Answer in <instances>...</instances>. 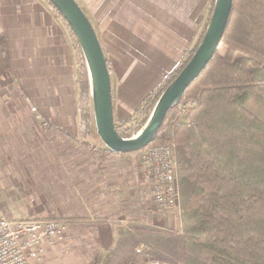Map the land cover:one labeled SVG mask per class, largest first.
I'll return each instance as SVG.
<instances>
[{
	"label": "trees",
	"instance_id": "16d2710c",
	"mask_svg": "<svg viewBox=\"0 0 264 264\" xmlns=\"http://www.w3.org/2000/svg\"><path fill=\"white\" fill-rule=\"evenodd\" d=\"M205 30L182 64L150 92L131 119L115 121L121 137L131 138L144 127L162 93L192 58ZM72 34L81 56L76 70L81 139L89 146V77ZM107 64L111 72L108 60ZM9 71L7 39L0 30V79ZM169 143L175 145L178 161L182 228L115 222L114 242L105 254L98 248L84 251L89 264H264V0H234L213 59L181 103L167 113L149 148ZM103 154L123 155L107 148Z\"/></svg>",
	"mask_w": 264,
	"mask_h": 264
},
{
	"label": "crops",
	"instance_id": "0c3cea01",
	"mask_svg": "<svg viewBox=\"0 0 264 264\" xmlns=\"http://www.w3.org/2000/svg\"><path fill=\"white\" fill-rule=\"evenodd\" d=\"M77 1L110 62L114 119L119 123L128 121L196 46L208 24L212 2ZM53 20L39 0H0V30L7 39L10 64L8 75L0 79V93L5 95L4 88L18 74L23 90L35 98L44 120L77 140L81 134L77 61L69 39L59 35ZM91 223L97 248L105 254L114 242L115 221Z\"/></svg>",
	"mask_w": 264,
	"mask_h": 264
},
{
	"label": "rangeland",
	"instance_id": "374dc122",
	"mask_svg": "<svg viewBox=\"0 0 264 264\" xmlns=\"http://www.w3.org/2000/svg\"><path fill=\"white\" fill-rule=\"evenodd\" d=\"M39 1L52 14L59 35L69 39L78 67L81 56L71 29L46 0ZM83 63L86 66L85 60ZM17 76L5 85V95L0 93V191L13 197L16 187L24 189V198L16 196L18 200L13 203L16 216L33 211L41 218L51 216L72 223L74 243L50 250L44 264H89L84 251L97 250L95 222L91 220H112L124 226L141 221L182 228L180 207L167 210L155 203L142 152L103 154L106 147L94 125L92 99L91 134L89 146H85L81 134L77 140L66 138L47 125L35 98L26 95Z\"/></svg>",
	"mask_w": 264,
	"mask_h": 264
},
{
	"label": "water",
	"instance_id": "95a60500",
	"mask_svg": "<svg viewBox=\"0 0 264 264\" xmlns=\"http://www.w3.org/2000/svg\"><path fill=\"white\" fill-rule=\"evenodd\" d=\"M66 20L81 47L90 82L94 125L102 143L114 153H135L156 139L167 113L178 106L195 79L213 59L222 42L234 0H215L205 34L192 58L158 99L144 128L123 138L115 128L112 80L99 37L77 0H49Z\"/></svg>",
	"mask_w": 264,
	"mask_h": 264
},
{
	"label": "built area",
	"instance_id": "2783aa9c",
	"mask_svg": "<svg viewBox=\"0 0 264 264\" xmlns=\"http://www.w3.org/2000/svg\"><path fill=\"white\" fill-rule=\"evenodd\" d=\"M143 169L152 181L155 203L167 210L180 207L179 173L175 145L148 147L142 154ZM13 197L0 191V264H44L47 253L74 243L70 221L41 218L31 211L16 216L13 203L24 198L16 187ZM18 199H16L17 197Z\"/></svg>",
	"mask_w": 264,
	"mask_h": 264
}]
</instances>
